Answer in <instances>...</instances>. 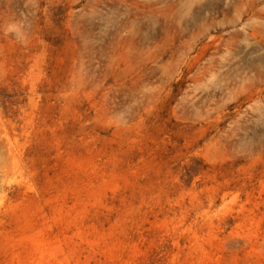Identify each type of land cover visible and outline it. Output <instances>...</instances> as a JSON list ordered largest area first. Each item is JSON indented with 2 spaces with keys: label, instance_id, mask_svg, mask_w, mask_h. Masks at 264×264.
Here are the masks:
<instances>
[{
  "label": "rangeland",
  "instance_id": "1",
  "mask_svg": "<svg viewBox=\"0 0 264 264\" xmlns=\"http://www.w3.org/2000/svg\"><path fill=\"white\" fill-rule=\"evenodd\" d=\"M0 264H264V0H0Z\"/></svg>",
  "mask_w": 264,
  "mask_h": 264
}]
</instances>
